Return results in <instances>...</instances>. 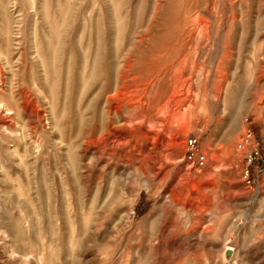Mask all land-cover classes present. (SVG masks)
Returning a JSON list of instances; mask_svg holds the SVG:
<instances>
[{
	"label": "rangeland",
	"instance_id": "374dc122",
	"mask_svg": "<svg viewBox=\"0 0 264 264\" xmlns=\"http://www.w3.org/2000/svg\"><path fill=\"white\" fill-rule=\"evenodd\" d=\"M0 264H264V0H0Z\"/></svg>",
	"mask_w": 264,
	"mask_h": 264
},
{
	"label": "built area",
	"instance_id": "2783aa9c",
	"mask_svg": "<svg viewBox=\"0 0 264 264\" xmlns=\"http://www.w3.org/2000/svg\"><path fill=\"white\" fill-rule=\"evenodd\" d=\"M197 138L196 137H190L188 140V144H189V153H188V158L191 159L193 162L196 163V165L198 167H202L205 165L206 162V155L203 153H196L194 151V147L197 144ZM253 143V137H252V132L251 131H247L243 137L242 140L239 142V148L240 149H245L248 146H251ZM248 159L251 162L253 157H252V151L249 153L248 155Z\"/></svg>",
	"mask_w": 264,
	"mask_h": 264
},
{
	"label": "bare ground",
	"instance_id": "6f19581e",
	"mask_svg": "<svg viewBox=\"0 0 264 264\" xmlns=\"http://www.w3.org/2000/svg\"><path fill=\"white\" fill-rule=\"evenodd\" d=\"M206 21H207V20H206ZM202 22H204V20H202ZM203 26H204V25H203ZM206 27H207V25H206ZM197 29H198V28H197ZM194 38H195V37H194ZM182 77H183V76H182ZM181 79L184 80L183 78H181ZM152 80H153V79H152ZM156 80H157V79H156ZM185 80H186V79H185ZM185 80H184V81H185ZM184 81H183V82H184ZM183 85H184V84H183ZM186 85H187V84H186ZM174 89H175V88H174ZM222 89H223V87L220 88V91H221ZM175 91H176V90H175ZM120 95H122V94H120ZM117 96H118V95H117ZM119 97H120V96H119ZM121 97H123V96H121ZM127 99H128V98H127ZM169 99H170V98H169ZM173 99H174V98H173ZM168 103H169V101L165 102V103L162 104L158 109H159V110H162V109L165 110V109L167 108V106H168ZM170 104H171V103H170ZM261 105H263V101L261 102ZM114 106H115V105H114ZM171 116H172V117L175 116V113H172ZM175 119H176V118H175ZM174 121H175V120H174ZM193 122H194V119H193V118H190V119H189V123L191 124V123H193ZM167 126H168V125H167ZM176 148H177V147H176ZM177 178H178V177H177ZM163 179H164V178H163ZM180 179H181V177H180ZM195 229H196V228H195ZM193 230H194V229H193ZM197 230H198V229H197ZM197 230H194L193 232H195V231L197 232ZM191 231H192V230H191ZM200 232H201V231H200ZM207 233H208V231H207ZM200 236H201V235H200ZM203 236H204V235H203ZM205 239H206V238H205ZM202 240H203V239H202ZM203 241H204V240H203ZM198 242H199V241H198ZM229 247H232V246H229ZM229 247H228V248H229ZM232 249H233V248H232ZM227 253H228V251H227Z\"/></svg>",
	"mask_w": 264,
	"mask_h": 264
}]
</instances>
